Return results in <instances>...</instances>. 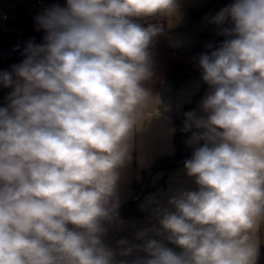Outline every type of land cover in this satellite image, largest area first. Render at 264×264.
Instances as JSON below:
<instances>
[{
  "label": "clouds",
  "instance_id": "1",
  "mask_svg": "<svg viewBox=\"0 0 264 264\" xmlns=\"http://www.w3.org/2000/svg\"><path fill=\"white\" fill-rule=\"evenodd\" d=\"M177 0H66L35 17L43 43L0 71V264H116L104 238L119 170L153 101L150 46ZM218 46L198 57L208 92L185 113L195 146L179 189L153 211L159 229L119 241L142 264H256L264 226V0L212 17ZM201 142H203L201 144ZM153 233V236H149ZM156 237H163L157 239ZM180 251L168 247L164 241ZM122 264V262H121Z\"/></svg>",
  "mask_w": 264,
  "mask_h": 264
},
{
  "label": "crops",
  "instance_id": "2",
  "mask_svg": "<svg viewBox=\"0 0 264 264\" xmlns=\"http://www.w3.org/2000/svg\"><path fill=\"white\" fill-rule=\"evenodd\" d=\"M19 2L25 4V12L31 17L41 14L39 6L47 7L45 0L41 4L37 0L32 1V3L28 0H9L0 12L7 13L9 18L10 16H20L21 8L17 6ZM201 89L202 82L197 78H192L179 90H176L170 82L163 83L159 93L153 94L158 102H152L146 113L147 117L135 131L131 141L130 159L119 170L120 178L117 183L116 196L119 207L130 202H137L139 215L129 217L117 215L111 223H105L107 234L104 242L114 250L116 264H121V262L122 264H142L143 260L147 258L146 252L133 248L129 255H123V248L118 242L127 240L129 247L141 244L142 241L137 239L139 232L150 228L159 229V224L153 215L157 205L167 206L168 199L176 194L179 189L196 190L197 188L194 181L187 177L185 173L184 162L186 159L171 171L164 169L154 173L151 178V187L154 190L146 196L143 195L140 199H138L139 196L135 195L133 185L138 182L143 186V179L145 176L148 175L149 177L151 175L150 170L156 168L155 164L159 160L176 153L178 148L184 153L187 149L190 152L188 154L189 158H191L195 146L187 144L190 136L186 135L187 132L182 131L183 127L178 129L175 119L176 117L181 118L186 105L194 101ZM208 90L209 88L206 86L193 109L197 115L203 114L199 106ZM10 91L11 89H0V106L6 105V97ZM184 121L185 119L183 125ZM191 131L197 130L192 129ZM143 187L145 189V184ZM257 235L260 250L264 244V226L261 227ZM149 236H153V233H149ZM156 238L163 239V237ZM164 242L168 247L180 251L175 245L168 243L166 240Z\"/></svg>",
  "mask_w": 264,
  "mask_h": 264
},
{
  "label": "trees",
  "instance_id": "3",
  "mask_svg": "<svg viewBox=\"0 0 264 264\" xmlns=\"http://www.w3.org/2000/svg\"><path fill=\"white\" fill-rule=\"evenodd\" d=\"M14 1V0H10ZM47 8L52 5H59L61 7L66 5V0H45ZM222 8L234 0H221ZM9 0H0V4H7ZM207 8L191 11L192 23L186 28L171 31L167 26V17H156L141 19L138 22L143 26H147L149 23H158L163 25L164 32L154 39L153 44L150 46V52L153 59V76L151 80L147 81L145 86L151 89L153 94L159 93L163 83L170 82L174 85L176 90H179L192 78H197L201 81V72L198 67V57L201 53L208 51L206 45L212 43L214 46H218L225 37L217 35V26L206 33H200L198 37V48L196 49H173L170 46V39L178 36V34L192 31L197 25L201 17L206 12ZM16 11V10H15ZM20 11V10H17ZM38 26L35 17L27 16H10L7 21L0 20V71H11V67L15 64L22 62L24 57L22 56V50H16L14 44L16 40H21L23 44L28 40H32L36 44L43 43L45 32L37 30ZM11 43L12 46L8 47ZM202 82V81H201ZM208 86L202 82V89L198 96L195 97L191 104L186 105L183 115L176 117L175 122L178 129L183 127V120L185 119V113L193 111L197 102L199 101L204 89ZM0 89H10L3 88ZM187 136L192 135V131L186 133ZM186 150V154L190 152ZM185 156L178 150L176 153L169 155L168 157L159 160L155 164V169L145 182L144 196L151 193L154 188L151 187V178L154 173L160 170L167 169L171 171L184 161ZM135 195L139 196L141 193V183H134L133 185ZM137 202H130L117 209V215L122 217L138 216ZM256 264H264V244L261 246L256 260Z\"/></svg>",
  "mask_w": 264,
  "mask_h": 264
},
{
  "label": "rangeland",
  "instance_id": "4",
  "mask_svg": "<svg viewBox=\"0 0 264 264\" xmlns=\"http://www.w3.org/2000/svg\"><path fill=\"white\" fill-rule=\"evenodd\" d=\"M32 3L34 0H28ZM177 11L171 16L167 17V26L171 31L186 28L192 23L191 11L207 8L204 15L201 17L197 25L192 31L178 34L176 37H172L170 45L173 49H196L198 48V37L200 33H206L216 27L211 23L212 17H214L220 9H222L221 0H177ZM4 4H0V10L4 8ZM17 6L21 8V16H29L25 12V4L17 3ZM47 9L45 6H39L40 13H43ZM12 10V9H11Z\"/></svg>",
  "mask_w": 264,
  "mask_h": 264
},
{
  "label": "built area",
  "instance_id": "5",
  "mask_svg": "<svg viewBox=\"0 0 264 264\" xmlns=\"http://www.w3.org/2000/svg\"><path fill=\"white\" fill-rule=\"evenodd\" d=\"M37 1H38L39 4H41L43 0H37ZM8 19H9V16H8L7 13L0 12V20L1 21L4 22V21H7ZM23 46H24V44H23V42L21 40H16V42L14 44V48L16 50H22V49H24Z\"/></svg>",
  "mask_w": 264,
  "mask_h": 264
},
{
  "label": "water",
  "instance_id": "6",
  "mask_svg": "<svg viewBox=\"0 0 264 264\" xmlns=\"http://www.w3.org/2000/svg\"><path fill=\"white\" fill-rule=\"evenodd\" d=\"M28 41H30V40H28ZM28 41H27V42H28ZM31 41H32V40H31ZM27 42H25L23 48H25ZM11 46H12V44L9 43V44H8V47H11ZM201 143H203V142H201ZM178 150H179V151L185 156L186 160L189 159V155H188V154L184 153V152H183L181 149H179V148H178ZM153 170H154V168L151 169L150 172H152ZM147 177H148V175L145 176V178L143 179V186H144V184H145V182H146V180H147ZM143 186H142L141 193H140L138 199L142 198V196L144 195V187H143Z\"/></svg>",
  "mask_w": 264,
  "mask_h": 264
}]
</instances>
